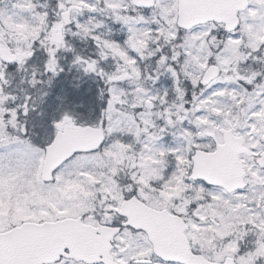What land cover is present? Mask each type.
I'll return each instance as SVG.
<instances>
[{
	"label": "snow or ice",
	"instance_id": "1",
	"mask_svg": "<svg viewBox=\"0 0 264 264\" xmlns=\"http://www.w3.org/2000/svg\"><path fill=\"white\" fill-rule=\"evenodd\" d=\"M0 264H264V0H0Z\"/></svg>",
	"mask_w": 264,
	"mask_h": 264
}]
</instances>
